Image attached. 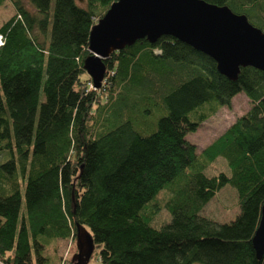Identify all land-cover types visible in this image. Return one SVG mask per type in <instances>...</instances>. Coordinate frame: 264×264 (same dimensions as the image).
Listing matches in <instances>:
<instances>
[{"label": "trees", "instance_id": "obj_1", "mask_svg": "<svg viewBox=\"0 0 264 264\" xmlns=\"http://www.w3.org/2000/svg\"><path fill=\"white\" fill-rule=\"evenodd\" d=\"M0 264H48L81 228L101 264H264L252 245L264 203V72L235 81L171 37L145 39L86 73L91 27L116 0H0ZM264 32V0H204ZM243 93L249 110L200 154L186 139ZM231 175L208 177L216 158ZM238 213H199L224 186ZM170 220L145 209L162 190Z\"/></svg>", "mask_w": 264, "mask_h": 264}, {"label": "water", "instance_id": "obj_2", "mask_svg": "<svg viewBox=\"0 0 264 264\" xmlns=\"http://www.w3.org/2000/svg\"><path fill=\"white\" fill-rule=\"evenodd\" d=\"M161 37L207 56L228 80L235 81L242 68L264 72V32L245 15L204 0H116L91 27L84 69L98 86L105 72L103 61L113 52ZM252 245L257 255L264 253V203Z\"/></svg>", "mask_w": 264, "mask_h": 264}, {"label": "rangeland", "instance_id": "obj_3", "mask_svg": "<svg viewBox=\"0 0 264 264\" xmlns=\"http://www.w3.org/2000/svg\"><path fill=\"white\" fill-rule=\"evenodd\" d=\"M9 3L7 1L0 6V25L12 13V8L8 5ZM75 3L79 7H82L84 0H75ZM250 107L251 102L249 99L243 93H239L231 99L230 108L221 107L217 109L214 114L209 115L199 125L194 133L187 135L186 139L195 146L197 154H200L239 117L246 113ZM203 173L208 177L219 173H224L227 176L231 175L226 160L222 157H218L210 163L203 170ZM159 194L161 196L151 201L145 209L147 214L154 213L153 221L150 223L154 228H160L170 220V215L164 209L165 202L170 195L165 189ZM237 213L236 191L233 187L226 185L216 192L214 197L203 207L199 215L215 223H228L234 219ZM86 232L87 230L82 227L80 235L76 238L70 237L67 240L49 244L45 252L48 258H50L48 264H101L96 253L91 255V246L85 234Z\"/></svg>", "mask_w": 264, "mask_h": 264}, {"label": "built area", "instance_id": "obj_4", "mask_svg": "<svg viewBox=\"0 0 264 264\" xmlns=\"http://www.w3.org/2000/svg\"><path fill=\"white\" fill-rule=\"evenodd\" d=\"M0 44H1V39H0Z\"/></svg>", "mask_w": 264, "mask_h": 264}]
</instances>
